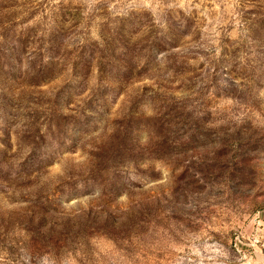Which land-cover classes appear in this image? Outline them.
Here are the masks:
<instances>
[{
  "label": "rangeland",
  "instance_id": "rangeland-1",
  "mask_svg": "<svg viewBox=\"0 0 264 264\" xmlns=\"http://www.w3.org/2000/svg\"><path fill=\"white\" fill-rule=\"evenodd\" d=\"M0 264H264V0H0Z\"/></svg>",
  "mask_w": 264,
  "mask_h": 264
}]
</instances>
